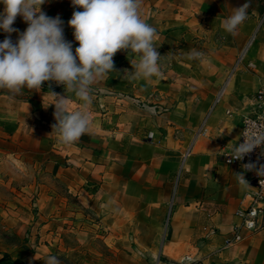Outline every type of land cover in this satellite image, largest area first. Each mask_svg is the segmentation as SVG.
Segmentation results:
<instances>
[{"label":"rangeland","instance_id":"1","mask_svg":"<svg viewBox=\"0 0 264 264\" xmlns=\"http://www.w3.org/2000/svg\"><path fill=\"white\" fill-rule=\"evenodd\" d=\"M244 2L141 0L142 18L157 29L155 37L167 36L161 71L133 80L126 72L139 55L119 50L113 56L119 74L110 85L124 99L138 98L158 114L168 113L173 134L162 138L170 149L180 146L182 158L200 135L209 150L220 141L224 157L231 146L228 120L244 116L264 85V0H249L248 18L235 34L223 28ZM41 10L61 17L74 51L78 42L67 23L76 10L71 0H46ZM15 21L23 32L22 16ZM13 36L15 42L18 33ZM192 50L203 52V59H189ZM71 93L55 81L18 93L0 88V264H45L49 255L60 264H252L191 232L188 215L175 209L177 183L168 192L155 187L126 161L129 135L116 150L123 157L113 156L101 172V134L64 144L52 124L34 119L42 101L56 102V94L69 100ZM113 137L103 134L111 150Z\"/></svg>","mask_w":264,"mask_h":264},{"label":"clouds","instance_id":"2","mask_svg":"<svg viewBox=\"0 0 264 264\" xmlns=\"http://www.w3.org/2000/svg\"><path fill=\"white\" fill-rule=\"evenodd\" d=\"M46 0H0V30L9 35L0 41V88L18 93L21 88L38 89L45 81H55L75 93L83 106L68 110L66 97L56 94L53 125L64 144H70L85 134L91 122L88 105L92 102V85L114 70L113 56L119 50L139 54V62L126 75L130 79H149L159 75L163 57L154 43L157 29L142 18L141 0H71L74 10L68 25L73 28L78 46L65 38L64 21L41 10ZM249 0L235 7L223 21L225 31L235 34L248 18ZM82 9V10H79ZM27 23L23 32L13 27L17 16ZM18 33L14 42L11 33ZM204 53L192 50L189 59L202 60ZM243 142L232 146L229 155L242 160L254 147H264V133L243 135ZM245 170L254 163L242 165ZM264 175V164L257 169ZM244 178L243 173H238ZM45 264H60L49 255Z\"/></svg>","mask_w":264,"mask_h":264},{"label":"crops","instance_id":"3","mask_svg":"<svg viewBox=\"0 0 264 264\" xmlns=\"http://www.w3.org/2000/svg\"><path fill=\"white\" fill-rule=\"evenodd\" d=\"M3 7L0 4V11ZM18 24L19 22L15 21L13 27H19ZM1 34L9 35L5 32H0V36ZM10 35L12 38L16 32ZM166 38L167 36L162 34L157 38L154 37V43L160 54L165 47ZM118 74L114 68L92 85V102L88 105L91 122L85 134H101V170L106 167L107 162H111L113 156L123 157V154L116 153V150H119L121 140L129 135L130 140L124 154L133 171L144 178H151L155 187L167 192L177 183L174 196L175 209L183 210L188 215L191 220V232L197 230L199 238L205 236L206 225L217 228L218 232L210 238L209 244L221 248L224 239L240 222L235 215L236 210L247 206L249 202L248 199H244L248 187L238 183L237 180L240 171L225 162L221 155L223 151L220 148V141H217L218 146L213 144L209 150L204 145V140H201V135L195 140L192 153L190 152L189 155L187 153L185 158L181 157L180 146L170 149L169 143H165L166 138H162V134H173L174 122L166 116L168 113L158 114L155 105L145 104L144 100L138 98L133 101L124 99L123 93H119L116 87L110 85ZM231 83H234V78ZM69 97H71L69 100L66 99L69 111L78 110L83 106L84 102L76 97L74 92L69 94ZM54 103L42 101L39 109L34 107V119L38 123L56 124ZM220 111V109L214 110L210 119L216 118ZM243 117L239 119L232 117L227 122L228 127L225 129H230L231 132L228 139L231 145L228 146L229 150L239 139ZM207 133L206 127L205 134ZM103 134L115 135L112 139L115 148L113 147L112 150L107 148V140L103 144ZM149 134L152 137L148 138ZM159 139H162L160 144L156 143ZM210 143H214L213 139ZM226 249L238 253L243 260L247 259L252 264H264V229L255 234L244 231V239Z\"/></svg>","mask_w":264,"mask_h":264},{"label":"built area","instance_id":"4","mask_svg":"<svg viewBox=\"0 0 264 264\" xmlns=\"http://www.w3.org/2000/svg\"><path fill=\"white\" fill-rule=\"evenodd\" d=\"M264 133V85H261L255 92L253 98L248 102L246 114L243 117L240 136L237 142H243V135H260ZM231 151V150H230ZM227 152L224 155V160L227 164L233 165L243 173V177L238 176V183L248 187L244 199H248V204L245 207H240L236 210L235 215L240 222L236 224L229 236L223 241V248H229L244 239V231L250 234H255L264 229V175L260 176L257 169L264 164V147L256 146L253 150L247 153L242 160L232 159ZM254 163L256 168L245 170L242 165ZM205 236L213 238L218 229L206 225L204 228Z\"/></svg>","mask_w":264,"mask_h":264}]
</instances>
